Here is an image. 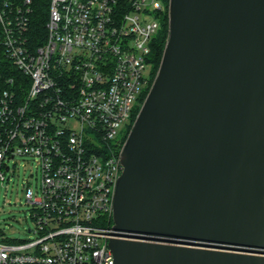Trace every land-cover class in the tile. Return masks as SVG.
<instances>
[{"label": "water", "instance_id": "obj_1", "mask_svg": "<svg viewBox=\"0 0 264 264\" xmlns=\"http://www.w3.org/2000/svg\"><path fill=\"white\" fill-rule=\"evenodd\" d=\"M122 148L114 264H264V0H169Z\"/></svg>", "mask_w": 264, "mask_h": 264}, {"label": "built area", "instance_id": "obj_2", "mask_svg": "<svg viewBox=\"0 0 264 264\" xmlns=\"http://www.w3.org/2000/svg\"><path fill=\"white\" fill-rule=\"evenodd\" d=\"M42 43L31 0H0V183L19 158L34 239L0 229V264H114L113 200L123 172L121 128L149 86L151 44L165 0H48Z\"/></svg>", "mask_w": 264, "mask_h": 264}, {"label": "rangeland", "instance_id": "obj_3", "mask_svg": "<svg viewBox=\"0 0 264 264\" xmlns=\"http://www.w3.org/2000/svg\"><path fill=\"white\" fill-rule=\"evenodd\" d=\"M167 12H165L163 16ZM151 72H152V66H151ZM151 72H150V80H151ZM149 87H150V82H149V86L146 88V90H144V92H146L149 89ZM148 93L149 92H147V95ZM140 99L136 104V106L134 107V111L139 107L141 108V106L145 101L144 99L143 102L141 103ZM126 128L123 126L119 133L118 144L120 148H123L125 144V143L122 144V141L124 138L123 137L124 133L126 132ZM14 163H16V165H13V163H11L12 170L9 174H7L8 178L2 183H0V229L5 228L7 231V235L11 238H15L18 240L34 239L36 235L32 232H29L28 230L29 229L33 230L35 228V221L32 217L30 206L25 203L24 194H25V186L27 184H29L33 188L34 192L37 193L40 187V172L39 169L37 168L36 162L34 161L19 158Z\"/></svg>", "mask_w": 264, "mask_h": 264}, {"label": "trees", "instance_id": "obj_4", "mask_svg": "<svg viewBox=\"0 0 264 264\" xmlns=\"http://www.w3.org/2000/svg\"><path fill=\"white\" fill-rule=\"evenodd\" d=\"M8 1H10L15 5H22V3L25 0H8ZM165 2L167 6H169V0H165ZM31 7H32V12L30 14V22H31L30 35L32 36L33 41L42 43L46 35L45 26L49 17V1L31 0ZM168 31H169V15L167 12L162 19V28L158 32V34L156 35V37L154 38L151 44L150 62L152 63V72H151L150 87L156 77V74L160 66V62L168 38ZM7 65H9L7 61H0V74L7 73ZM149 89L143 93L140 99L141 103L145 99L147 92H149ZM138 112H139V108L135 109L134 113L132 114V119L126 128V132L124 133L122 144L125 143L127 136L137 117ZM108 224L112 226L113 219L110 220Z\"/></svg>", "mask_w": 264, "mask_h": 264}, {"label": "flooded vegetation", "instance_id": "obj_5", "mask_svg": "<svg viewBox=\"0 0 264 264\" xmlns=\"http://www.w3.org/2000/svg\"><path fill=\"white\" fill-rule=\"evenodd\" d=\"M141 107H142V106H141ZM140 109H141V108L139 107V111H140ZM138 113H139V112H138Z\"/></svg>", "mask_w": 264, "mask_h": 264}]
</instances>
